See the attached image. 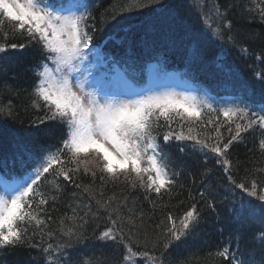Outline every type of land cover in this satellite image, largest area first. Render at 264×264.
<instances>
[{
    "label": "snow or ice",
    "instance_id": "6c2138e0",
    "mask_svg": "<svg viewBox=\"0 0 264 264\" xmlns=\"http://www.w3.org/2000/svg\"><path fill=\"white\" fill-rule=\"evenodd\" d=\"M198 3L203 6V0ZM209 3L215 27L207 17L194 13L199 28L190 29L179 12L165 11L168 6L163 0H131L129 9L146 8L158 14L154 25L142 30V54L159 55L157 35L173 45L175 36L183 31L184 38L193 41L186 61L191 65L202 54L195 47L197 31L227 47L239 38L238 21L264 24V0ZM124 20L113 16L114 23L101 22L124 33L117 43L127 42L128 48L117 56L93 43L100 29L90 0H0V31L7 22L13 33L27 40V44L0 43V55L6 57L9 49L31 46L38 57L32 68L36 83L29 94L30 107L43 111L44 116L32 124L56 122L65 129L59 147L29 139L9 154H0V251L30 246L40 250L44 264H80L66 253L87 240L85 225L103 213L104 230L94 238L117 254L110 264H175L170 250L199 228L201 203L210 210L228 207L234 221L243 226L245 212L256 207L251 198H256L264 225V172L259 182L247 170L241 177L242 162L230 158L242 133L258 128L264 136V93L255 95L249 83L240 81L225 66L223 57H218L217 68L223 73L222 85L230 89L227 98L199 87L159 90L156 77L151 83H141L130 38L133 26L125 27ZM250 35L255 37L254 30ZM153 68L163 70L162 65ZM258 86L264 90V73ZM3 118H15V105L0 99ZM33 131L30 127L24 135L31 137ZM173 146L192 163L174 157ZM260 147L264 149V139ZM83 176L90 177L91 183L85 185ZM189 177L193 184L200 178L199 201L188 205L179 217L167 212L149 247L147 236L142 240L137 235L136 221L143 222V213L137 217L129 208L131 193L142 190L146 198L151 194L161 197L171 193L180 179ZM121 180L128 194L122 191L120 198L116 193L105 198L107 184L115 186ZM68 185L77 190L71 194L75 207L69 205L71 216L59 218V238L53 243L56 233L49 227L52 214L48 206L51 202L52 212L56 211L57 197L65 194ZM81 199L83 203H79ZM124 209H128L127 217ZM258 239L264 242V235ZM216 254L228 264H264V249L257 259L255 250L242 252L239 239L231 235Z\"/></svg>",
    "mask_w": 264,
    "mask_h": 264
},
{
    "label": "trees",
    "instance_id": "16d2710c",
    "mask_svg": "<svg viewBox=\"0 0 264 264\" xmlns=\"http://www.w3.org/2000/svg\"><path fill=\"white\" fill-rule=\"evenodd\" d=\"M168 6L165 11H177L185 20L186 25L190 29H198L194 13H199L202 17H207L209 23L215 27V16L211 8L209 0H203V6L198 3V0H163ZM231 2V0H218V3L223 5ZM257 0H252L255 4ZM131 0H90L95 17L96 27L100 29L95 37L94 43H99L103 46L105 52H111L117 56L124 53L128 48V43L120 44L117 41L124 35L119 29H112L108 25L102 26L103 20L111 21L115 16L119 20L122 16L125 20L122 22L125 27L133 26L130 33L132 40L133 51L137 54V68L142 69L145 60L152 57H144L142 49L139 46V39L142 30L154 25L156 12L148 9H129ZM251 7V5H250ZM114 23V21H111ZM240 29L239 38L235 45L222 47L214 38V44L210 43L208 34L196 32L195 47L201 51L200 58L192 63L187 64L190 49L193 47V41L184 38V32L181 31L175 36V43L168 44L162 37L157 35V39L161 41V46L158 48L159 55L153 56L154 59L163 61L171 67H184L188 73L198 78L209 89L217 94L226 91L221 81L224 79L223 73L217 68L218 57H223V63L234 73L237 74L239 80L249 83L253 88H256L260 95L264 93L258 86L260 74L264 73V24L245 23L238 21ZM254 30L255 37L252 38L250 32ZM7 32L5 37L3 33ZM0 43L5 44H27V40L20 36L19 33H13L11 26L6 22L3 30L0 31ZM243 49V50H242ZM38 57L35 50L29 46L25 49L16 48L9 49L6 57L0 55V99L6 104L9 101L15 105V118L0 119V154L7 155L12 152L16 145L21 142H27L29 139H37L39 143L45 145H54L59 147V141L63 138L64 126L56 122H46L43 126L33 125L32 122L37 120V117L43 118L44 113L40 110H35L30 107L29 94L33 91V85L36 83V76L32 72L33 66L38 63ZM235 67V68H234ZM237 68V69H236ZM11 91H6L5 89ZM259 96L258 94H255ZM32 127L34 129L31 137L24 135V130ZM264 139L261 136L260 130L255 131L249 129L248 132L242 133V140L236 142L231 149V159L242 162L243 166L239 169V175L245 176L246 170L251 178L257 179L259 182L264 172V149L260 147V140ZM170 151L174 157H179L192 163L191 159L182 156L179 151L173 146ZM187 151V150H186ZM201 160L204 157H200ZM209 167H212L209 164ZM82 182L87 185L91 183V178L83 176ZM200 178H196V183H192L191 177L188 179H180L176 187L171 193L162 194L157 197L151 194L150 197H145L142 190H137L131 193V201L129 208L138 217L143 213V222L136 221L140 232L137 235L143 240L147 236L149 247H151L153 239L159 233L156 227L158 224L165 222L167 212H172L174 217H179L185 209L194 201H199L197 195ZM47 183V182H46ZM100 181L97 179L95 187L99 191ZM51 189V185H49ZM77 191L72 185H68L63 196L57 197L55 204L56 211L52 212L51 202L49 204V212L52 214V223L49 227L56 233V238L53 243H56L59 238V218L65 215L71 216L72 207H75L71 199V194ZM124 195L128 194L125 188V182L121 180L114 186L108 183L104 188L105 198L117 194L120 198L121 192ZM56 193L53 191L52 193ZM86 195V194H85ZM245 199H248L245 197ZM256 207L246 211L244 214V225L234 221L233 215L228 207H217L210 210L201 203L199 207L203 213V217L199 228L190 236L187 237L184 243L178 244L170 250V258L175 264H228V262L219 257L216 253L223 249L226 239L231 235L239 239L240 249L244 253H251L255 250V256L259 259L264 242H261L258 237L264 235V225L261 224V215L256 198H251ZM81 199L79 203H83ZM81 216L83 212L79 213ZM124 215L127 217L128 209H124ZM106 217L101 213L100 219H89L85 225L86 241L74 245L68 249L66 256L72 258L73 261L79 260L80 264H106L112 260L116 253H113L111 248L107 247L104 242L94 238L104 230ZM65 225L70 226V221L65 220ZM222 229V231H221ZM47 231V229H45ZM39 241V237H37ZM47 238L45 242V247ZM0 261L2 264H44L38 248L33 249L30 246L26 248L11 249L7 248L0 251Z\"/></svg>",
    "mask_w": 264,
    "mask_h": 264
}]
</instances>
